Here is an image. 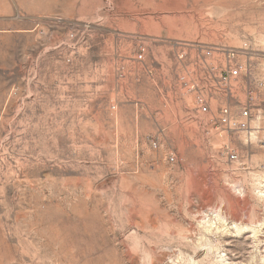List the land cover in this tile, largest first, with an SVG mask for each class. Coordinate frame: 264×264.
I'll return each instance as SVG.
<instances>
[{
    "label": "rangeland",
    "instance_id": "rangeland-1",
    "mask_svg": "<svg viewBox=\"0 0 264 264\" xmlns=\"http://www.w3.org/2000/svg\"><path fill=\"white\" fill-rule=\"evenodd\" d=\"M262 80L264 0H0V264H264Z\"/></svg>",
    "mask_w": 264,
    "mask_h": 264
},
{
    "label": "built area",
    "instance_id": "built-area-1",
    "mask_svg": "<svg viewBox=\"0 0 264 264\" xmlns=\"http://www.w3.org/2000/svg\"><path fill=\"white\" fill-rule=\"evenodd\" d=\"M248 44L245 42L244 45L236 48H217L229 61L235 57H245L248 51ZM206 54H210V51H206ZM242 64H236L235 66H229L220 74V83L224 86L227 85L231 78L238 76L242 69ZM259 86L264 88V80L259 81ZM199 108L203 112H207L209 109L205 105L203 99H198ZM255 93L252 91L248 92V98L246 104L242 107L239 117H235L228 107L220 108L218 115L215 117L213 123L224 126L229 130H247L249 128V119L253 117L252 111L256 109ZM226 157L229 160H236L237 153L233 150L225 149Z\"/></svg>",
    "mask_w": 264,
    "mask_h": 264
},
{
    "label": "bare ground",
    "instance_id": "bare-ground-1",
    "mask_svg": "<svg viewBox=\"0 0 264 264\" xmlns=\"http://www.w3.org/2000/svg\"><path fill=\"white\" fill-rule=\"evenodd\" d=\"M255 79H256V78H255ZM258 80H259V78H258ZM256 81H257V80H256ZM260 194H261V192H260ZM261 195H263V194H261ZM206 199H207V198H206ZM208 200H209V199H208ZM208 200H207V203H209V201H210V200H209V201H208ZM207 203H206V204H207ZM145 206H146V205H145ZM134 210H135V209H134ZM129 215H130V214H129ZM137 215H138V214H137ZM232 215H233V214H232ZM130 216H131V215H130ZM130 216H129V217H130ZM150 216H151V215H150ZM139 217H140V215H139ZM131 218H132V217H131ZM133 218H135V217H133ZM146 219H147V218H146ZM140 224H141V223H140ZM153 224H154V223H153ZM158 224H159V223H158ZM147 234H148V233H147Z\"/></svg>",
    "mask_w": 264,
    "mask_h": 264
}]
</instances>
